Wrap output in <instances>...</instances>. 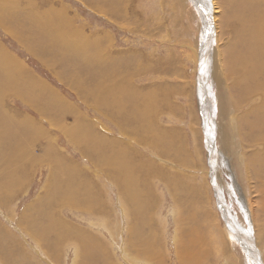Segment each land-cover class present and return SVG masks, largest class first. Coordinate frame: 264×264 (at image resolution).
<instances>
[{
	"label": "rangeland",
	"instance_id": "rangeland-1",
	"mask_svg": "<svg viewBox=\"0 0 264 264\" xmlns=\"http://www.w3.org/2000/svg\"><path fill=\"white\" fill-rule=\"evenodd\" d=\"M229 2L0 0V264H74L73 244L54 248L63 226L117 264H264V91L243 99L208 66L234 40ZM74 188L91 210L68 206ZM139 219L150 256L131 244Z\"/></svg>",
	"mask_w": 264,
	"mask_h": 264
},
{
	"label": "bare ground",
	"instance_id": "bare-ground-1",
	"mask_svg": "<svg viewBox=\"0 0 264 264\" xmlns=\"http://www.w3.org/2000/svg\"><path fill=\"white\" fill-rule=\"evenodd\" d=\"M263 6H264V0H230L228 4L227 12L229 16L235 17V19L238 20L237 26L235 28L232 25V27L235 29L234 30L235 31L234 40L232 44L230 45V47H224L222 51L220 50V52L218 53V57L212 56V59H210L209 57V60L211 61L208 60L209 63L211 62L210 65H208L211 69L210 76L212 77V80L218 87H223V85H225L223 84L224 81L226 82L227 86H229L231 83L244 82L243 99L247 98V93L249 92L260 90L258 95L261 96L264 91V7ZM253 12L256 13L257 18H256V15H253V14L249 16V18H251V21L253 20L256 21L258 27H255V29H253L252 31L253 34H252L251 32H249L250 28H248L247 31L244 29V23L246 21L247 15ZM223 17H226V14H224ZM79 46L86 47L87 44L83 43V44H79ZM226 53H228L227 57H226ZM239 56L240 58H238ZM229 57H232L231 61H229ZM113 83L114 82H111L109 85L112 86ZM123 86L125 88V85ZM123 86H118L117 88L125 93L127 90H124ZM105 88L109 89L110 87H105ZM231 122L233 124L232 125L233 129H235L234 115L231 116ZM257 126L259 128V133H264V122H259ZM224 128L225 126L221 124L220 130ZM247 133L249 136H251L255 133V130H252L251 132H247ZM84 136L88 138L89 133L84 132ZM223 136L225 135L223 134ZM177 139H178L177 137H172V140H171L172 149L176 148L178 152H180V145H181V150L183 151L184 148L182 147V144H181L183 141H181L179 145ZM261 139L264 140V137H261ZM166 143L167 142L164 141V145ZM109 163L115 164V162H112V161H109ZM247 164H248L247 166L249 167V170H251L250 163H247ZM139 167L140 166L137 165L134 168H132V177L135 176V173L137 174ZM142 171L144 175H147V174L151 175V173L145 172L144 169ZM219 175L217 177H219ZM126 180H129V178L127 177ZM135 180H137V178H135ZM117 181H121V180H117ZM127 185L130 187H135L136 183L132 181V182H129ZM129 190H130L129 187L125 189L126 191L125 195L127 196L128 204H130L131 206L135 197L131 193H129ZM74 192H75V188H74V191L72 189H68L66 190V193L63 194V196L68 199V202H67L68 206L73 205V203H75L76 206L82 207L85 209L90 208L91 210L93 208V206H88L89 199H82V200L73 199L72 195H74ZM142 207L144 206L140 205L132 209H134V212L136 211V213L138 214L141 212ZM145 222L146 220L143 221L142 219H139L137 221V225H134V229L132 228V232H130L131 240H132L131 244L134 246L138 254L143 252V253L149 254L148 256H150V254L152 253V246H151L150 238H152L155 234L154 235L149 234V233H146L145 231H142L141 233L140 227L143 226ZM149 226L150 228H152L150 224ZM63 227L60 228L61 231L57 235L52 236V238L56 237L55 240L53 239L54 248L64 243H67L66 245L73 244L77 250L76 257L74 259V264H117L112 259V255H110V252L108 253V248H107L108 246L107 244L104 243L101 237L99 236L95 237L91 234H85L83 230L76 231L74 227H73L74 230H71L70 226L64 227L65 229ZM201 229H204V232H201ZM193 231H197V235H195L194 238L200 241H202V238H205L206 237L205 235L206 234L208 235L210 232L208 228H204L202 224L200 225L199 223L197 224V227H194ZM139 237L140 238L146 237V238L139 239ZM207 237H209V235ZM179 244L183 252L182 254H184L182 257V260L184 259V256L186 255L184 259L185 262L190 261L193 263L195 259L198 261H201L202 252L201 250H199L197 254V251L195 250L196 244L194 242L189 240L188 242H185L182 245V241L180 239ZM141 248H145V250ZM130 257L132 258V260L133 259L135 261L136 259L138 260V258H136L135 256H130Z\"/></svg>",
	"mask_w": 264,
	"mask_h": 264
}]
</instances>
